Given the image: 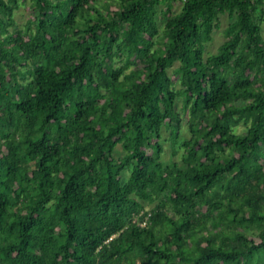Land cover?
Masks as SVG:
<instances>
[{"label": "trees", "instance_id": "1", "mask_svg": "<svg viewBox=\"0 0 264 264\" xmlns=\"http://www.w3.org/2000/svg\"><path fill=\"white\" fill-rule=\"evenodd\" d=\"M263 23L264 0H0V264H264Z\"/></svg>", "mask_w": 264, "mask_h": 264}, {"label": "rangeland", "instance_id": "2", "mask_svg": "<svg viewBox=\"0 0 264 264\" xmlns=\"http://www.w3.org/2000/svg\"><path fill=\"white\" fill-rule=\"evenodd\" d=\"M30 2H28L26 5H24L18 12H17V19L20 25L25 23L28 18L31 16L32 11L27 7V5ZM182 3L176 2L174 11H179L181 9ZM233 21V18L229 15V13L221 14L219 19V27H217L214 30L213 33V39L208 43L207 49H206V55L210 53L217 52L219 46L226 40L224 35V29L227 27V25ZM263 35H264V23H263ZM185 123V122H184ZM166 135L169 133L166 132ZM186 132L184 133V135ZM123 154V150L121 145L117 147L116 155L121 156ZM165 159L167 162L173 161V160H180V156L176 155L173 151V146L171 142L166 141L165 142Z\"/></svg>", "mask_w": 264, "mask_h": 264}]
</instances>
